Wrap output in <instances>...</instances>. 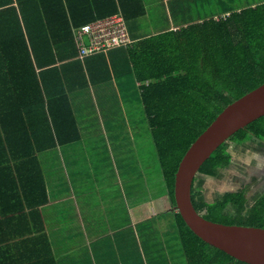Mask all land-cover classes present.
<instances>
[{
	"label": "trees",
	"instance_id": "16d2710c",
	"mask_svg": "<svg viewBox=\"0 0 264 264\" xmlns=\"http://www.w3.org/2000/svg\"><path fill=\"white\" fill-rule=\"evenodd\" d=\"M118 8L125 20L144 12L142 0H0V178L15 177L24 190L32 189L26 200L33 208L40 203L35 195L44 194L40 153L78 135L58 61L75 54V29ZM210 10L222 13L141 40L139 63L131 55L136 50L127 51L137 73L145 68L139 97L173 209L175 171L190 143L227 104L264 82V0H225ZM251 138L264 140V115L229 136L199 167L191 200L205 218L264 227V192L248 207L244 187L216 201L194 190L199 176H215L231 161L227 145ZM9 201L0 200L3 232L13 230ZM173 215L187 264H249ZM37 257L55 263L50 250Z\"/></svg>",
	"mask_w": 264,
	"mask_h": 264
},
{
	"label": "rangeland",
	"instance_id": "374dc122",
	"mask_svg": "<svg viewBox=\"0 0 264 264\" xmlns=\"http://www.w3.org/2000/svg\"><path fill=\"white\" fill-rule=\"evenodd\" d=\"M175 11L174 5L167 15L157 8L151 23H147L146 16H139L136 20L128 19L127 25L129 27L133 22L142 32L149 33L151 29L166 27L169 20L173 22ZM76 54L77 51L68 54L60 69L82 137L59 145L48 154L49 168L61 167L71 175L75 172L80 185L90 193H83L81 203L89 213H84L82 223H73V228L82 235V240L89 231L93 232V237H99L91 244L95 264H187L173 215L165 211L167 189L149 123L143 111L135 109L139 97L134 94L122 96L123 107L120 104L118 107L113 94L107 95V102L113 106L108 112L102 111V122L98 124L92 106L94 103L101 105V97L96 91L95 100L89 99L88 95L85 99L84 95L95 87L93 83L111 87L113 84L111 80L105 83L106 79L86 82L88 68L84 59H76ZM85 61L89 63V60ZM227 149L231 161L215 176H199L194 190L204 199L216 201L224 191L244 187L249 207L264 192V140L251 138L242 143H231ZM61 153L68 156L65 164L60 162ZM118 172L122 185L118 184ZM127 176L130 177L128 182ZM67 184L70 186V181ZM97 185L100 187L95 190ZM96 191L105 196L114 193L115 199H108L95 208ZM126 194L131 205L129 210ZM216 215L222 216V213L216 212ZM122 235L127 236L128 247L124 250L119 249L118 244ZM82 264H85V258Z\"/></svg>",
	"mask_w": 264,
	"mask_h": 264
},
{
	"label": "crops",
	"instance_id": "0c3cea01",
	"mask_svg": "<svg viewBox=\"0 0 264 264\" xmlns=\"http://www.w3.org/2000/svg\"><path fill=\"white\" fill-rule=\"evenodd\" d=\"M217 1V5H225V0H142L144 12L140 16H146L147 23H151L150 19L152 15H157V8L161 12H164V15H167L173 5L176 9L174 21L172 22L169 20L166 27L151 29L150 32L147 33L142 32L138 25L133 22H131L128 27L127 19L126 27L131 40L128 45L109 47L84 58L85 65L88 68L86 71L87 73H85L86 82L93 83L91 80L101 81L106 79L107 82L105 83L111 80L113 84L111 87L108 85L103 86L102 83H93L95 87L93 86L90 88L89 93L84 95L85 99L87 98L86 95H88L89 99L93 97L95 100L94 92L96 91L101 97V105L94 103L92 106L98 124L102 122V111L108 112L113 106L111 102H107V95L113 94L112 96L118 101V107L119 104L120 107H123L122 96L134 94L139 97L142 75L146 77L144 73L145 68H142V75L137 73L132 62L128 61L127 51L135 49L136 51L131 55H133L136 62L139 63L142 52L141 40L163 31L177 29L189 23L201 21L213 13L214 15L221 14L222 12L220 10L217 12L210 10L211 6ZM245 1L246 4L249 3L252 5L259 2V0ZM113 13H121L123 15L119 8ZM96 18L100 17H95L94 19ZM136 19L138 18L135 17L134 20ZM85 60H89V63ZM58 62L61 63V65L64 64L62 63L63 60ZM68 98L70 99L69 95ZM135 109L143 111V116H145V120L147 121V115L141 101L135 103ZM76 125L78 128V135L65 144L75 142L82 137L77 119ZM65 144H58L54 148L57 150L59 145ZM53 149L43 150L42 153H40L42 156L40 157L39 155L40 161L42 162L41 171L44 181V194L38 193L37 196L35 195V197L40 200L37 208H33L29 200H26V197L29 198L34 194L32 189L24 190L17 184L18 181L17 179L15 180V177L14 180L0 178V200H11L6 204L9 205V209H11L12 212H15V214H13L15 219L12 224L13 230L11 232H3L2 226L0 225V264H51L50 261L44 263L43 259L37 257L38 255L42 256V252H45V254L46 252L49 253V250L54 258V264H82L84 258L85 264H95L94 250L91 244L97 242L99 237H93V232L89 231L84 240H82V235L72 226L73 223H82L84 220V213H89L88 209L85 208L84 210V205H81V203L83 193H90L80 185L75 172H72L71 175L67 172V169L63 171L61 167L49 168L48 154ZM66 158H68V156L64 153L60 154V162L65 164ZM71 178H73V180ZM129 179L130 177L127 176V182ZM69 181L70 186L67 184ZM118 181V184L122 185L119 172ZM103 186H106V184ZM99 187L100 186L97 185L94 189L98 190ZM126 197L127 208L129 210L131 205L130 201L128 202V194H126ZM94 198L96 200L94 206L97 208L99 205L107 202L108 199L114 200L115 194L113 193L105 196L103 193L99 194L98 191H96V197L94 196ZM21 204L23 205L22 210L18 208ZM165 211L170 212L172 215L175 211L173 207L170 206L169 199ZM88 222L90 224L92 223L90 219H88ZM66 223L70 225L67 227L65 225ZM106 244L107 241L104 245ZM118 244L121 250L127 248V236H119ZM34 246L40 251L33 252ZM97 246L99 247V244H97Z\"/></svg>",
	"mask_w": 264,
	"mask_h": 264
},
{
	"label": "water",
	"instance_id": "95a60500",
	"mask_svg": "<svg viewBox=\"0 0 264 264\" xmlns=\"http://www.w3.org/2000/svg\"><path fill=\"white\" fill-rule=\"evenodd\" d=\"M264 115V82L227 104L190 143L174 175V210L202 240L249 264H264V227L223 223L193 206L191 185L201 164L229 136Z\"/></svg>",
	"mask_w": 264,
	"mask_h": 264
},
{
	"label": "built area",
	"instance_id": "2783aa9c",
	"mask_svg": "<svg viewBox=\"0 0 264 264\" xmlns=\"http://www.w3.org/2000/svg\"><path fill=\"white\" fill-rule=\"evenodd\" d=\"M76 57L84 59L90 54L114 46L130 43L126 20L121 13H112L82 24L75 29Z\"/></svg>",
	"mask_w": 264,
	"mask_h": 264
}]
</instances>
